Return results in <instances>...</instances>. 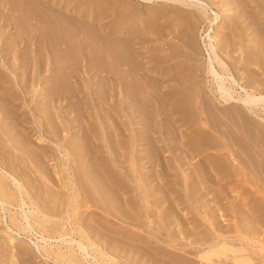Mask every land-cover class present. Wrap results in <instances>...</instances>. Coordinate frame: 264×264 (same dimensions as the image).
I'll return each mask as SVG.
<instances>
[{"label":"rangeland","instance_id":"obj_1","mask_svg":"<svg viewBox=\"0 0 264 264\" xmlns=\"http://www.w3.org/2000/svg\"><path fill=\"white\" fill-rule=\"evenodd\" d=\"M203 1L210 16H222L219 25L173 0H0V156L40 202L63 208L54 213L75 209L78 232L105 264H198L201 238L215 237L212 221L264 264V109L213 95L202 38L221 26L219 47L233 73L263 82L264 49L253 44L264 38V1ZM113 70L128 77L126 98L105 78ZM114 194L129 198L127 208ZM6 223L3 213L0 264H55L36 248L46 244L37 224L16 235Z\"/></svg>","mask_w":264,"mask_h":264},{"label":"bare ground","instance_id":"obj_2","mask_svg":"<svg viewBox=\"0 0 264 264\" xmlns=\"http://www.w3.org/2000/svg\"><path fill=\"white\" fill-rule=\"evenodd\" d=\"M143 1H148V2H152L153 0H143ZM173 1H177L179 3H183V4H187V5H192V6H196L199 11H201L202 15L205 17L206 20L209 21V23L214 27V25H219V23L222 22V16L219 13H215V17L210 16L208 9L206 8L207 5H205V2L203 0H173ZM243 1V5L244 6V0ZM264 1V0H263ZM241 2V1H240ZM245 2L247 3V1L245 0ZM249 2V1H248ZM245 3V4H246ZM264 3V2H263ZM241 4V3H240ZM11 10V9H10ZM3 11V10H2ZM247 13V10H245ZM244 11V12H245ZM253 11V10H252ZM4 12V11H3ZM249 12V11H248ZM9 14V13H8ZM252 15L254 16V14L252 13ZM251 17V16H250ZM9 18V17H8ZM4 19V18H3ZM9 20V19H8ZM253 20V19H252ZM255 20V19H254ZM207 21V22H208ZM10 22V21H9ZM254 22V21H253ZM256 22V21H255ZM209 24V25H210ZM255 25V24H253ZM258 25V23L256 24V26ZM255 26V27H256ZM212 27L211 28L209 26L208 29L205 30L204 33H202V38L204 40V46L205 49L207 51L208 54V60H207V73L209 74V76L211 77V81L214 84L215 87V92L213 91V95L215 97H218L217 99H219L221 102H223L224 105H230V104H236L237 107L240 106L241 108H246L250 111H252L255 108H259V106H261L264 109V86H263V82L258 80V79H254L253 77H249L250 73L248 74V79H246L245 81H241L240 79H245L246 74L245 72H242V75L240 76V78H237L236 75L233 73L231 66L229 65V63L224 59V57L221 54V50H220V45L219 43H221V39H219L221 37V33H219V30L222 28L221 26H217L215 31V28ZM258 28V26H257ZM256 28V29H257ZM260 29V26L259 28ZM257 29V30H258ZM264 29V28H263ZM40 30V29H39ZM260 31V30H259ZM258 31V33H259ZM263 31V30H262ZM221 34V35H220ZM254 34V32L252 33ZM262 34V33H260ZM42 35V34H41ZM40 35V36H41ZM39 36V35H38ZM225 36V35H223ZM264 36V33H263ZM21 37V36H20ZM119 39L120 37L117 36ZM16 38V37H15ZM115 38V37H114ZM116 38V39H118ZM42 39V38H41ZM225 38H222V40ZM228 39V38H227ZM50 40V39H49ZM40 41V39H39ZM228 41V40H227ZM232 41V40H230ZM39 43V42H38ZM50 43L52 44V42L50 41ZM15 44V42H14ZM43 45V43H41ZM50 44V45H51ZM78 44V43H77ZM49 45V46H50ZM85 45V44H84ZM256 45V48L259 50L264 49V38L258 37L255 41V44H253V46ZM39 47V46H38ZM85 47V46H84ZM42 48V47H40ZM52 48L53 51L54 49H56L53 44H52ZM78 48V47H77ZM226 48V47H225ZM43 49V48H42ZM86 51V48H84ZM223 49V46H222ZM58 49H56L57 52ZM44 51V50H43ZM59 51V50H58ZM84 51V52H85ZM246 51V50H245ZM140 52V51H139ZM26 53L28 54L29 52L25 51V55ZM46 53V52H45ZM44 53V54H45ZM132 53V52H131ZM55 54V53H54ZM104 54V53H103ZM53 55V54H52ZM58 55V54H57ZM61 55V54H60ZM65 55V54H63ZM132 55V54H131ZM59 56V55H58ZM90 56V54H89ZM94 56V55H93ZM105 56V55H103ZM261 56V55H260ZM55 57V55H54ZM65 57V56H63ZM92 57V55H91ZM90 57V58H91ZM120 56H117V59ZM249 57V56H248ZM247 57V58H248ZM52 57L49 56V67L50 65L53 63L52 62ZM88 58V57H87ZM93 58V57H92ZM260 58V57H259ZM258 58V59H259ZM45 59V58H44ZM133 59V58H132ZM246 59V58H245ZM254 59V58H253ZM40 59H38L39 61ZM42 60V59H41ZM57 60V58H56ZM80 60V59H79ZM90 60V59H89ZM94 60V58H93ZM128 57L127 60L128 61ZM249 60V59H248ZM252 60V58H251ZM33 61V60H32ZM45 61V60H44ZM58 61V60H57ZM56 61V62H57ZM81 61V60H80ZM119 61V59H118ZM255 61V60H254ZM28 62V60H27ZM30 62V60H29ZM91 63V60L89 61ZM120 62V61H119ZM125 62V61H124ZM131 61L127 62L130 63ZM32 63V62H31ZM46 63V62H45ZM55 63V62H54ZM123 63V61L121 62ZM237 63V62H235ZM257 63V62H256ZM26 64V63H25ZM124 64V63H123ZM126 64V63H125ZM131 64V63H130ZM47 65V64H45ZM91 65V64H90ZM90 65H88V67L90 68ZM93 65H98L96 63H93ZM232 65V63H231ZM234 65V64H233ZM246 66V65H245ZM46 67V66H44ZM92 67V66H91ZM96 67V66H95ZM94 67V68H95ZM129 67H133V66H129ZM57 68V67H56ZM93 68V67H92ZM91 68V69H92ZM101 69V67H99ZM234 68V66H233ZM104 69V68H103ZM116 69V68H115ZM118 69V66H117ZM246 69V68H245ZM249 70L250 67L248 68ZM98 70V69H96ZM126 70V69H125ZM129 70V68H128ZM131 70V68H130ZM133 70V69H132ZM77 71V70H76ZM102 71V70H100ZM104 71L106 72V69H104ZM103 71V72H104ZM109 71V70H108ZM112 71V69H111ZM117 71V70H115ZM120 71V70H119ZM136 74V72L133 70ZM102 72V73H103ZM114 72V70H113ZM121 72V71H120ZM254 72V71H253ZM101 74V72H99ZM111 73V72H110ZM109 73V74H110ZM144 73V72H143ZM257 73V71H256ZM105 74V73H104ZM125 74H128L125 72ZM138 74V73H137ZM136 74V75H137ZM259 74V73H258ZM55 75L57 76V74L55 73ZM107 75V74H106ZM106 75H103L104 77ZM129 75V74H128ZM141 75V74H140ZM145 75V74H144ZM148 75V74H147ZM177 75V74H176ZM255 75V74H254ZM257 75V74H256ZM255 75V78H256ZM55 76V78H56ZM102 76V75H101ZM253 76V75H252ZM95 78L100 77V75L97 74V72L95 73ZM104 77H101V82L102 79L104 80L103 82H107L105 81ZM127 76H124L121 73L117 72V73H113L111 75H107L105 78L108 80V82L114 87L116 93H118V95L120 97H127V95L131 92L130 88H128L129 90L126 91V87H125V83L128 82V77L126 79ZM131 77V76H130ZM140 77H143V75H141ZM175 77V76H174ZM58 78V77H57ZM56 78V79H57ZM132 78V77H131ZM147 78V77H146ZM144 77V79H146ZM262 78V77H261ZM140 79V78H139ZM263 79V78H262ZM127 80V81H126ZM132 79H130L131 82ZM134 80V79H133ZM132 80V82H133ZM147 80V79H146ZM179 80V79H178ZM183 80V79H182ZM185 80V79H184ZM264 80V79H263ZM135 81V80H134ZM248 81V82H247ZM249 83V84H246ZM129 84V83H128ZM127 86V84H126ZM131 86V85H128ZM247 86H249L250 88L248 89ZM126 88V89H125ZM117 89V90H116ZM239 89H241V91H239ZM244 93V94H243ZM127 94V95H126ZM57 95V94H56ZM204 96V95H202ZM131 96L129 95V98ZM10 100V99H9ZM58 100V99H57ZM205 100V99H204ZM149 101V100H148ZM203 102V101H202ZM51 103V102H50ZM130 106V104H129ZM143 106V105H142ZM131 107V106H130ZM139 108V107H138ZM239 108V109H241ZM144 110V108H142ZM146 109V108H145ZM141 110V111H143ZM139 112H141L138 109ZM144 112V111H143ZM144 114V113H142ZM43 115V114H42ZM142 116V115H141ZM262 126H258L259 127V133L262 134L264 136V124H262ZM147 133V132H146ZM203 136V135H202ZM195 137V136H194ZM196 139V138H195ZM204 141H202L201 143H203ZM200 143V144H201ZM180 147V145H179ZM181 148V147H180ZM24 149L29 150V147L27 145L24 146ZM149 150V149H148ZM185 151V150H184ZM39 152V150H38ZM147 152V151H146ZM149 152V151H148ZM36 153V152H35ZM187 153V152H186ZM185 153V154H186ZM66 159H69L68 154H64ZM149 155V153H148ZM42 156V155H41ZM92 156V155H91ZM206 156V155H205ZM34 159V161H36L37 163V169H41L43 168V163L40 160V155L38 153L33 154L32 156ZM44 157V156H43ZM185 157V156H184ZM218 157V156H217ZM149 158V156H148ZM147 158V159H148ZM204 158V157H203ZM201 158L202 161L205 162L204 159L206 158ZM210 158V157H208ZM92 159V158H91ZM220 159V158H219ZM211 160V159H210ZM153 162V161H152ZM207 162V161H206ZM13 163L11 161H5L4 157L1 158L0 156V221L3 218V213H5L8 217V220L10 221V223H6L3 224L5 227V229L7 228L8 230L11 231H15L17 230V234H20L22 231H33L34 229V223L37 224V226L42 230L40 237L41 240L46 243L43 246H40L39 244H36V248L37 250L41 253L42 250H44L45 252V257L47 260H49L50 258L54 259V263L55 264H105L103 261H101L98 256L96 254H94L92 252V250H95L93 245L91 244L92 247H90L86 242H89V240L84 241L86 238H84V234L82 230H80V233L77 230V225L75 224L76 222V214H75V209L72 210L74 211L72 213V211H67V215L68 216H59V214L57 215V213H54V210L57 209L56 207L58 206H54L55 204H57V202L55 203V200L53 198L52 203H55L54 205H49V204H43L42 202H40L38 200V197H40V195L38 193H33L30 192L26 185L24 184V182H22L16 175V173L14 172V166L12 165ZM166 164V163H164ZM92 165V164H91ZM97 167V166H96ZM208 167V166H207ZM66 168V167H65ZM189 168H192L189 166ZM193 169V168H192ZM191 169V170H192ZM207 169V168H206ZM101 170V169H100ZM205 170V169H204ZM210 170V168H209ZM236 171L238 169H235ZM178 171V170H177ZM154 172V170H153ZM152 172V173H153ZM102 173V172H101ZM212 173V172H211ZM216 173V172H215ZM72 174V173H71ZM207 174V173H206ZM213 174V173H212ZM82 175V174H81ZM154 175V173H153ZM103 176V174H102ZM130 176V175H129ZM196 176V173L195 175ZM77 177V176H76ZM85 177V176H84ZM82 177V178H84ZM192 177V176H191ZM81 178V179H82ZM156 178V177H155ZM77 182H75V190L77 191L78 188H81L82 186V182H80L78 178H76ZM139 179V178H138ZM158 179V178H157ZM83 181V180H82ZM196 181V180H195ZM69 182H72L71 185L74 184V180L69 179ZM84 182V181H83ZM87 182V181H86ZM160 182V181H158ZM198 182V181H196ZM80 184V185H79ZM90 184V183H89ZM92 184V183H91ZM108 184V183H107ZM144 184V183H143ZM194 184V183H193ZM85 183V188H89L88 186L86 187ZM102 186L106 187V184L101 183ZM110 185V184H108ZM92 185H90L91 187ZM114 186L118 187V188H122L121 184L118 181L114 182ZM204 186V185H203ZM78 187V188H77ZM83 187V186H82ZM111 187V186H110ZM142 187V186H141ZM113 188V187H112ZM129 188V187H126ZM163 188V187H161ZM92 189V187H91ZM115 189V188H114ZM145 189V188H144ZM165 189V188H164ZM163 189V190H164ZM106 190V189H105ZM117 189H115V192ZM125 190V189H124ZM161 190V191H163ZM81 191V190H80ZM87 191V190H84ZM90 190H88L89 192ZM93 191V189L91 190ZM108 191V190H107ZM112 191V190H111ZM111 191L109 193H111ZM95 192V189H94ZM97 193V192H96ZM94 193V194H96ZM119 193V192H118ZM80 194H82L80 192ZM90 195V194H89ZM98 195V194H97ZM97 195L95 197L92 198V196H89V198L91 200L95 199L97 197ZM109 195V194H108ZM88 196V195H87ZM122 196V195H121ZM114 200L117 202L118 205H120L121 207H124L125 205H127V201L129 200V198L127 197H120L114 194ZM206 197V196H205ZM61 198V197H60ZM59 198V199H60ZM100 198V197H98ZM97 198V201H98ZM110 198V195H109ZM113 198V196H112ZM45 199V198H44ZM89 199V200H90ZM47 200V199H46ZM51 200V199H50ZM55 200V201H54ZM102 201V199H100ZM99 200V201H100ZM58 201V200H57ZM95 200L91 201L94 202ZM98 201V202H99ZM62 202L65 203L64 201H61V205ZM90 202V201H89ZM47 203V201H46ZM96 204V202H94ZM88 204V203H87ZM91 204V203H90ZM95 204H91V205H95ZM214 204V203H213ZM60 205V206H61ZM102 205V204H101ZM109 205V204H107ZM215 205V204H214ZM89 206V205H88ZM97 206V205H96ZM104 206V205H102ZM216 206V205H215ZM13 208H19L20 212H14L11 210ZM63 207H65L63 205ZM110 207V206H108ZM62 208V207H61ZM67 208V207H66ZM89 208V207H88ZM91 208V207H90ZM89 208V209H90ZM125 208H127V206H125ZM59 211L63 210L60 209V207H58ZM57 209V210H58ZM65 209V208H64ZM245 209V208H244ZM257 209V208H256ZM4 211V212H3ZM113 211V209H112ZM240 211V210H239ZM251 211V210H250ZM250 211L247 210V212L249 213V215L251 216L252 214H250ZM58 212V211H56ZM132 212V211H131ZM237 212V211H236ZM60 213V212H59ZM115 213V212H114ZM241 213V212H240ZM133 214V213H132ZM142 214V213H141ZM63 215V214H61ZM254 215V214H253ZM134 216V215H133ZM241 217V216H240ZM252 217V216H251ZM250 217V218H251ZM79 218V217H78ZM123 218V217H122ZM128 218V217H127ZM140 218V217H139ZM254 218V217H253ZM257 218V217H256ZM125 219V218H124ZM226 219V218H225ZM81 220V218H80ZM91 220V219H90ZM126 220V219H125ZM239 220V219H238ZM257 220V219H256ZM129 222V220H127ZM90 222V221H88ZM95 223V222H94ZM136 223V222H135ZM215 222L212 221L211 226L213 229V233L212 236L215 237H211V235H209L207 233V235H205L204 237H202V241L199 242V248L195 251V255L197 257V259L199 260L198 264H255V259L248 253V250L241 246V244H236L234 241L236 238H239L237 236H226V234L221 233L218 230H216L215 227ZM11 224V225H10ZM188 225V224H187ZM69 226L70 228L73 230L72 232L69 231ZM94 226V224H93ZM97 226V225H96ZM95 226V227H96ZM191 227V226H189ZM17 228V229H16ZM99 228V227H96ZM191 229V228H190ZM101 230V228L99 229ZM98 230V232H99ZM194 230V229H193ZM221 230V229H220ZM39 232V231H38ZM210 233V232H209ZM73 234L79 235V238H75L73 236ZM214 234V235H213ZM8 242L10 243L12 249L14 250L16 247H18L15 244V238L13 236H11L10 234H8ZM135 236V235H134ZM88 239V238H87ZM261 243L262 241L259 240ZM35 243V242H34ZM54 243V245H53ZM97 245V244H96ZM99 247V246H98ZM65 249V250H64ZM261 249V248H260ZM262 250V249H261ZM107 260L112 261V258H108ZM108 261V263H109ZM183 264H195L192 263L191 259H184ZM182 264V263H181Z\"/></svg>","mask_w":264,"mask_h":264}]
</instances>
